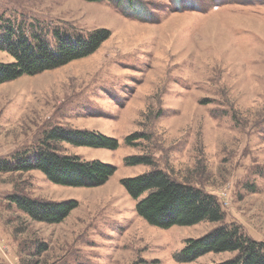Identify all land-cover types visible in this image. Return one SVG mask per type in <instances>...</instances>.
<instances>
[{"label":"rangeland","instance_id":"374dc122","mask_svg":"<svg viewBox=\"0 0 264 264\" xmlns=\"http://www.w3.org/2000/svg\"><path fill=\"white\" fill-rule=\"evenodd\" d=\"M8 24L30 42L35 32L55 44L56 30L110 36L87 57L0 84V167L33 161L54 128L119 146L59 142L62 154L116 167L97 187L0 170V264H212L232 254L177 255L232 224L264 242V0H0V35ZM14 61L0 46V62ZM154 170L214 195L224 219L149 224L122 179ZM19 195L78 206L51 224L19 209Z\"/></svg>","mask_w":264,"mask_h":264},{"label":"trees","instance_id":"16d2710c","mask_svg":"<svg viewBox=\"0 0 264 264\" xmlns=\"http://www.w3.org/2000/svg\"><path fill=\"white\" fill-rule=\"evenodd\" d=\"M103 1V0H87ZM13 37L14 27H2L0 46L7 47L14 62H0V84L23 75H35L84 58L95 52L109 38L110 32L101 29L83 36L67 35L56 30L55 44L33 32L30 42L19 28ZM59 142L75 146L116 149L114 138L82 130L45 132L42 146L33 161L18 160L13 166L0 167L3 171H31L38 169L53 183L70 187H97L105 184L115 173L116 167L101 160L85 161L77 155L62 154ZM133 164H153L150 158H129ZM10 165V164H9ZM122 183L137 201L136 211L149 224L169 229L174 226H191L203 221L220 222L224 212L217 198L191 183L174 178L164 170H154L144 175L127 177ZM18 208L36 221L61 223L77 206V201L45 202L26 196H13ZM208 253H231L232 257L212 264H264V242L247 235L238 225H221L209 233L189 238L177 255L181 262H192Z\"/></svg>","mask_w":264,"mask_h":264}]
</instances>
